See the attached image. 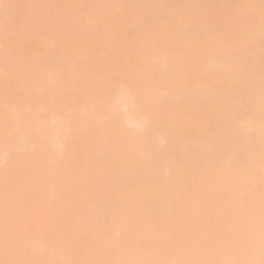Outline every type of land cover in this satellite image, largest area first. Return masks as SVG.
<instances>
[{
    "label": "bare ground",
    "instance_id": "1",
    "mask_svg": "<svg viewBox=\"0 0 264 264\" xmlns=\"http://www.w3.org/2000/svg\"><path fill=\"white\" fill-rule=\"evenodd\" d=\"M72 1L71 10L54 22L37 21L29 28L24 36L39 40L37 51L27 64L9 72L14 73L12 86L0 89V117L17 124L0 136V144L8 148L3 160L8 166L0 168V264H264V0L257 1L258 18L250 26L244 20L245 0L236 1L231 21L226 14L214 20L220 0L211 18L201 21L197 0H165L162 7H153V0H104L111 14L101 24V17L95 24L82 23L95 0ZM174 5L178 10L171 9ZM21 11L39 18L29 3ZM163 20L170 24L164 26ZM5 23L0 12V28ZM103 24L111 26L121 43L130 28L141 30L134 44L144 48L141 54L124 46L128 72L111 67L104 44L113 39L111 32L100 30ZM233 25L231 38L221 39L229 32L225 27ZM80 31L96 41L74 61ZM198 31L202 35L196 39ZM171 44L182 45L180 54H167ZM184 53L190 55L187 61ZM175 62L182 67L173 76L170 64ZM9 63L0 55V69L11 68ZM97 64L104 65L98 94L114 101L111 82L127 77L130 108L101 110L86 95L80 79L95 76L85 67ZM69 67L75 75L66 88V82L53 85L57 90L52 93H46L43 83L49 80L31 76L33 68H53L59 77ZM162 76L163 84L175 80L173 92L152 83ZM75 90L81 97L72 104ZM14 104L20 107L14 109ZM42 104L49 115L41 116L67 119V128L57 136L46 123L36 124ZM137 108L146 133H112L125 129L128 113ZM90 109L93 115H86L84 110ZM26 124L32 133L21 131ZM109 133L124 139L119 145L110 143ZM85 148L95 176L77 185L75 164L80 159L75 154ZM46 162L50 167L32 177L28 168ZM209 166L219 174L211 175ZM58 183L64 189L56 192ZM54 199L74 216L51 222L46 240L35 230L13 238L27 221L23 216L34 212L37 203ZM203 205H209V212L214 209L208 233L200 230L195 213ZM143 212L149 227L138 219ZM120 216L125 224L117 234L109 231L107 223ZM144 235L150 236L145 247ZM84 237L89 242L83 252L79 241ZM184 237L191 241L177 246Z\"/></svg>",
    "mask_w": 264,
    "mask_h": 264
},
{
    "label": "rangeland",
    "instance_id": "2",
    "mask_svg": "<svg viewBox=\"0 0 264 264\" xmlns=\"http://www.w3.org/2000/svg\"><path fill=\"white\" fill-rule=\"evenodd\" d=\"M104 0H95L94 3V9H86L84 11L82 23H96L97 18L101 17V23H103L105 20H107L109 17L110 13V8L103 2ZM154 2L151 3L153 7H162L163 2L165 0H153ZM199 1L200 5V10H199V15H198V20L201 21L203 19H210L211 15L213 13V10L215 9L217 5L216 0H197ZM220 8L219 9V15L215 17L214 20H222L223 15H227L229 17V20L231 21L233 18L235 19V6H236V1L238 0H220ZM235 1V4H234ZM246 1V8L245 11H247V15L245 16L244 20L247 25H251L252 21L256 18H258L257 11L259 9L258 0H245ZM250 1V2H249ZM210 2H213L212 4ZM23 3H29L30 5H33L37 9V13L39 15L38 20L34 19V16H31L30 14H24L22 13V5ZM73 4L72 0H0V12H3L5 15V18L7 19V23H5L4 26L0 28V55L8 59L10 61L11 68L4 70L0 69V89L6 90L7 88H10L13 84V78H14V73L11 74L9 72L12 71V69L17 65L21 64H27L30 61V58L33 53L37 51V48L40 44L39 40L36 39L35 37H30L26 38L24 35L27 33L30 27L34 26L35 23H52L54 22L53 19L62 16L64 13L69 12L71 10V6ZM218 7V5H217ZM178 6L174 5L171 7L172 10L176 11L178 10ZM224 13V14H221ZM175 19H179V16L174 15ZM165 21L162 23L164 26L167 24H170V21L168 20H163ZM183 22H185L183 20ZM232 27L227 26L225 27V30H229L228 33H225L223 36H220L221 39L223 40H228L231 38V32H232ZM215 29H218V26L214 27ZM101 31L109 34L111 32L110 37L113 39L107 43L104 44V47L107 52V56L110 60L111 67L116 68L118 70H123L125 72H128L130 70V66L125 64V57L127 55L125 51V44L131 45V47H128V49H131L133 53L136 55L141 54L142 50L144 49L141 46H136L134 45L136 42L137 37H140L141 30L138 27L135 28H130L128 30L129 35L128 38L125 40V43H121L118 39L115 38L110 25L103 24L100 28ZM202 33L198 31L196 33L195 38L199 39L201 37ZM120 39H122L120 37ZM92 41H96L95 38H92L89 33H84L83 31L79 32V35L77 36L76 44L74 47V61L76 60L77 57H79L82 54L83 48ZM153 43H156L158 41L157 37H154L151 39ZM181 44H171L168 46L167 49V54H172L175 51L176 52H181L180 50ZM136 48V49H135ZM137 50V51H136ZM48 54H53L54 50L49 47L47 49ZM217 54V53H216ZM189 54L184 53L181 55L183 58V61H187L186 59L189 58ZM189 65V64H188ZM188 65L183 68V70H186L187 72ZM216 63L212 64V67L216 68ZM182 67L179 62H175L170 64V71L173 73V76L177 74L178 70ZM107 68V67H106ZM47 71H44L43 69H36L33 68L31 70L32 74L31 76L35 79H39L40 82H42V79L49 80L46 82H43L46 84L45 91L46 93H52L57 90V88H53V85L57 86V83L66 84L63 86L64 88L67 87V81L70 82V78L75 75V72L69 68L64 69L63 72L59 77H55L53 68H47ZM90 69L89 72H93L95 76H87L84 75L80 79V83L83 85V89L89 97H93L96 102H99L101 105L99 108L101 110H111L112 107L118 106L119 108L122 106L128 105L130 108V105L133 101L132 96L129 93V90L126 85L127 84V77L121 76L120 79H113L115 81L111 82L112 84V95H115V100L113 101H105V96L99 95L98 94V77L102 74H104V65L102 64H97L93 68H88L85 67V72ZM50 73V74H47ZM46 74L49 75L50 78L46 77ZM172 76V77H173ZM165 80V77L162 76L160 77L159 80H155L152 83L159 84L162 89H166L168 91L173 92L176 89V82L175 80H171L169 82H166V84H163ZM17 90V89H16ZM72 99L70 102L72 104H76L81 95L79 94L78 91L75 90V92L72 93ZM20 107L18 104H14V109L15 107ZM133 106V104H132ZM12 107V108H13ZM117 108V107H116ZM118 109V108H117ZM41 112V114H40ZM84 113L86 115H93V112L90 110H84ZM38 119H37V126L42 125L43 123H46L49 126L50 132L52 133V136H57L56 134L59 133V131L65 130L67 127V119L66 118H60L56 117L57 119H50L49 117H43L41 115H49V110L45 109L44 104L42 106H39V112H38ZM21 119L22 121L23 118H18ZM128 119V126L125 129H119L116 131H113L112 133H126L130 129L131 132L133 133H138V134H145L146 133V128H144V125L142 124V117H141V112L137 108L136 111H130L127 115ZM132 119V120H131ZM25 122V121H24ZM12 125V126H10ZM11 127H17L16 123L9 124L7 121H5L4 118L0 117V136L7 133V131ZM133 130V131H132ZM21 131L27 132V133H32V130L30 129V126L26 124V127L21 128ZM110 134V138L107 136L109 139L110 143L118 144L124 139V138H114L113 134ZM61 140L58 139V142ZM113 145V144H112ZM65 146V144H64ZM75 146V145H74ZM76 147V146H75ZM8 148H6L4 145L0 144V168H6L8 164L5 165L3 163V160L5 159V156L7 154ZM15 150H17V147H15ZM78 159L76 165V184L80 185L82 183H90L93 181V178L95 176L94 172V165L91 163L90 160H93L91 158V153L90 150H87L86 148L83 149V151L75 154ZM132 161L137 160L135 157L131 158ZM51 162H46L44 163V166L42 167H35L31 166V168H28L30 170V174L33 177L36 173L40 175V173L45 169H48L50 167ZM167 165H164V169L166 168ZM211 167V166H209ZM33 172V174H32ZM219 170L215 169V167H211L209 169V173L211 175H218ZM84 178V179H82ZM42 183V182H39ZM64 188L63 186L60 185V183L57 184L56 186V192L62 191ZM228 191V186L225 187V192ZM27 199L31 200L33 197H26ZM32 201H35L32 199ZM209 205H203L200 207H197V211L195 213L198 215L197 223H199L200 230L208 233L210 230L209 225L212 217L211 215L213 214V211L209 212L208 209ZM214 207V206H213ZM131 209V208H129ZM127 209L125 211L121 210L120 214L126 213ZM73 212L71 211L70 208L66 207L65 205L62 204V202L59 199H54L51 201H44L41 203H37L34 212L23 216L25 219L24 225L17 229L16 232L13 235V238H18V239H23L25 235L30 231V230H35L36 232H40L41 234L44 235L43 240H46L49 236L50 229H49V224L55 220L60 219L61 217H65L66 220L68 218H72ZM146 212H143L139 215L138 219L140 222L145 224L147 227L151 226L152 223L149 219L146 218ZM127 219L125 220L123 216H120V219L116 223H107L106 227L108 228L109 231H112L113 233H118V228L120 225H124ZM134 225V224H133ZM62 227V226H61ZM60 227V228H61ZM205 227V228H204ZM208 228V229H207ZM149 233L151 231H148ZM144 240L143 247L147 245V241L149 240L150 236L149 235H144L141 236ZM186 241H191V238L184 237L181 238L179 241H177V246L182 247ZM88 239L83 238L79 241V245L83 248L82 251L84 252L86 250V247L88 246ZM79 248V246H77ZM180 251V249H178ZM216 261L212 260L210 261L211 264H215Z\"/></svg>",
    "mask_w": 264,
    "mask_h": 264
}]
</instances>
